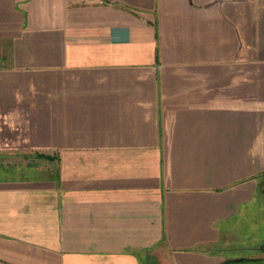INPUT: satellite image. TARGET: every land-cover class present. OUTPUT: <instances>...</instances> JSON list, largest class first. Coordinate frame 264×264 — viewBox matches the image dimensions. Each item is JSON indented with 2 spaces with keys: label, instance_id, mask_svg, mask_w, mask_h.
<instances>
[{
  "label": "crops",
  "instance_id": "obj_1",
  "mask_svg": "<svg viewBox=\"0 0 264 264\" xmlns=\"http://www.w3.org/2000/svg\"><path fill=\"white\" fill-rule=\"evenodd\" d=\"M264 259V0H0V264Z\"/></svg>",
  "mask_w": 264,
  "mask_h": 264
},
{
  "label": "trees",
  "instance_id": "obj_2",
  "mask_svg": "<svg viewBox=\"0 0 264 264\" xmlns=\"http://www.w3.org/2000/svg\"><path fill=\"white\" fill-rule=\"evenodd\" d=\"M225 264H264V259L250 260L244 257L239 260H235L233 262L225 263Z\"/></svg>",
  "mask_w": 264,
  "mask_h": 264
},
{
  "label": "rangeland",
  "instance_id": "obj_3",
  "mask_svg": "<svg viewBox=\"0 0 264 264\" xmlns=\"http://www.w3.org/2000/svg\"><path fill=\"white\" fill-rule=\"evenodd\" d=\"M247 259H250V258H247ZM250 260H254V259H250ZM255 260H257V259H255Z\"/></svg>",
  "mask_w": 264,
  "mask_h": 264
}]
</instances>
